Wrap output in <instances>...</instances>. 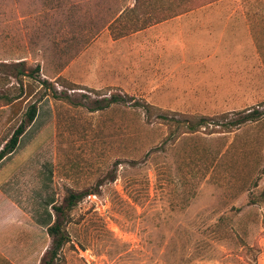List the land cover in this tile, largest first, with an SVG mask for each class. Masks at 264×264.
I'll list each match as a JSON object with an SVG mask.
<instances>
[{
  "label": "rangeland",
  "instance_id": "obj_1",
  "mask_svg": "<svg viewBox=\"0 0 264 264\" xmlns=\"http://www.w3.org/2000/svg\"><path fill=\"white\" fill-rule=\"evenodd\" d=\"M195 1L0 0V89L20 94L14 64L39 68L0 105L1 149L37 104L0 175L38 251L50 203L89 190L64 218V264H264V113L176 140L155 118L264 112V0ZM110 96L131 102L90 110Z\"/></svg>",
  "mask_w": 264,
  "mask_h": 264
},
{
  "label": "trees",
  "instance_id": "obj_2",
  "mask_svg": "<svg viewBox=\"0 0 264 264\" xmlns=\"http://www.w3.org/2000/svg\"><path fill=\"white\" fill-rule=\"evenodd\" d=\"M210 1V0H209ZM213 1V0H212ZM211 1V2H212ZM215 1V0H214ZM208 2V0H202V1H195L191 6H189L190 10L192 11L196 8H199ZM142 5V0H134V5L131 8V12H135L136 8L140 7ZM3 67H7L6 65H3ZM26 67L24 62H18L12 66V70L9 72V75L13 78H15L19 84L20 88V94L16 96L9 95L6 91L0 89V105H10L13 102L21 99L23 92V78L28 77L30 79L35 80L36 75L39 72V68L36 67L34 70H31L29 74H26ZM0 80H2V77H0ZM39 83L46 89V86L49 84L45 80H40ZM62 87L64 84H60ZM68 87V86H67ZM70 87V86H69ZM74 86H71V88H68V90H74L76 88H73ZM51 97L53 99H66L69 100L68 96H61L59 93L56 92L55 89H52L51 91ZM48 95V94H46ZM118 99H121L119 96H110L108 99L103 98V100H100L97 102V105L93 108H90V110L98 111L104 109V107L109 106L111 104H115L118 102ZM125 99V102H131V100L128 98L121 99L122 101ZM104 103H106V106H103ZM26 109L23 114V117L19 124L14 128L12 134L10 137L5 141V144L0 149V163H2L4 160H6L8 157H10L16 148L19 145V140L21 137L26 133V131L32 126L34 123L38 108L36 102H27L26 103ZM137 105H140L137 103ZM142 107V106H141ZM264 107V105H263ZM144 113L146 117H151V109L152 107L149 105H145ZM264 112H260L258 109L254 110H243L238 113H236V117L231 120H226L227 115L222 114L219 116L214 117H206V116H182L181 118L170 116L166 114H156L155 118L157 119V122L160 125L165 126L168 131V137L169 139L176 140L182 135L186 134H194L196 132H199L200 130L206 131L207 134H225L230 133L234 130V128H238L241 125H244L248 122H255L257 121ZM116 179L115 173H110L108 175L107 180L109 182H114ZM103 185V181H99L97 183V186ZM96 192V191H94ZM94 192H90L89 190L81 191V192H70L65 198H63L61 205H56L53 201L50 203L52 211L56 214L54 216V220L52 223H50L46 228V233L48 237L51 239L50 247L45 251L43 256L40 259L39 264H64V260L61 256V250L64 244L68 242V238L64 232L63 228V222L66 214H69V211L72 210L83 198H85L88 195L94 194Z\"/></svg>",
  "mask_w": 264,
  "mask_h": 264
},
{
  "label": "crops",
  "instance_id": "obj_3",
  "mask_svg": "<svg viewBox=\"0 0 264 264\" xmlns=\"http://www.w3.org/2000/svg\"><path fill=\"white\" fill-rule=\"evenodd\" d=\"M0 181V264H39L47 249L44 252L38 251L37 238L28 241L26 223L30 217L21 210L20 202L12 199L13 190L3 187L5 180L1 175ZM46 215L53 222L52 213L49 216L47 212ZM41 222H44V217ZM52 222L48 221L46 227L41 228L46 232Z\"/></svg>",
  "mask_w": 264,
  "mask_h": 264
}]
</instances>
